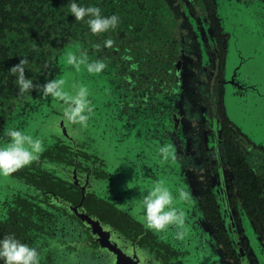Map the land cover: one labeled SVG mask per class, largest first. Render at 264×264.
<instances>
[{"label":"flooded vegetation","instance_id":"af4514ba","mask_svg":"<svg viewBox=\"0 0 264 264\" xmlns=\"http://www.w3.org/2000/svg\"><path fill=\"white\" fill-rule=\"evenodd\" d=\"M78 2L120 23L93 35L61 0L38 37L33 12L0 9V135L58 129L39 162L0 177V236L36 247L40 264H113L133 245L138 264H264V0ZM85 50L107 65L96 75L69 65L94 106L85 128L57 119V102L35 88L21 95L9 71L26 58V77L43 85L64 77L68 51ZM155 181L188 193L175 205L181 240L137 219Z\"/></svg>","mask_w":264,"mask_h":264},{"label":"clouds","instance_id":"9594fccd","mask_svg":"<svg viewBox=\"0 0 264 264\" xmlns=\"http://www.w3.org/2000/svg\"><path fill=\"white\" fill-rule=\"evenodd\" d=\"M67 8L75 22L83 20L93 35L115 30L120 23L117 14L104 15L99 7L85 6L78 0H69ZM113 43L111 38H106L102 46L111 48ZM93 48L99 50L101 45L94 44ZM66 63L77 72L83 66L89 75L100 74L107 67L105 60H90L86 50L78 55L68 51ZM27 64V59L21 58L19 63L9 70L16 77L15 83L19 93L23 95L35 88L42 96L50 97L57 102L61 112L57 119L80 128L87 127L88 121L94 114L87 85L75 82L66 87L63 76L46 80L43 85H35L33 79L25 75ZM57 131L55 120L48 124L42 135H33L16 127L4 128L0 135V177H10L18 170L39 162L42 153L46 150L45 141L51 143L49 137ZM4 137L6 140L3 139ZM156 152L161 159H166L171 154L168 145L157 147ZM43 167L48 165L44 164ZM187 199L188 193L183 188L178 187L174 194L164 182L155 181L148 189L140 192L134 210L139 213L137 219L146 229L155 234L171 233L174 239L181 240L185 235V213L175 205L177 200ZM172 229L175 231L172 232ZM0 264H40V255L36 247L17 238L14 233H7L0 236Z\"/></svg>","mask_w":264,"mask_h":264},{"label":"trees","instance_id":"16d2710c","mask_svg":"<svg viewBox=\"0 0 264 264\" xmlns=\"http://www.w3.org/2000/svg\"><path fill=\"white\" fill-rule=\"evenodd\" d=\"M61 4V0H0V9L3 10L7 5H12L11 11L13 15L20 16L21 19H26L24 7L27 10L33 12L35 16L42 21L43 24L38 26V37L40 36L41 27H47L48 29V5ZM53 13L54 9L52 10ZM6 38V36L4 37ZM47 43V42H46ZM46 43H38L37 47H45Z\"/></svg>","mask_w":264,"mask_h":264},{"label":"water","instance_id":"95a60500","mask_svg":"<svg viewBox=\"0 0 264 264\" xmlns=\"http://www.w3.org/2000/svg\"><path fill=\"white\" fill-rule=\"evenodd\" d=\"M200 218V216H199ZM118 247V245H117ZM115 252V257L113 259V264H138L139 260H140V254H143L140 250L136 249V246H131L130 249L127 250H120V249H116L114 250ZM205 253V251L202 250H196V251H191V254L194 255L193 258H197L199 259L200 257H202V255ZM207 254H209L208 252H206ZM214 255H215V250L213 248V260H214ZM103 256L108 257V255H104L102 254V259H105ZM189 259H191V257H188ZM192 258V259H193ZM109 259V258H107ZM215 259H216V255H215ZM193 261V260H192ZM103 264V263H101Z\"/></svg>","mask_w":264,"mask_h":264},{"label":"rangeland","instance_id":"374dc122","mask_svg":"<svg viewBox=\"0 0 264 264\" xmlns=\"http://www.w3.org/2000/svg\"><path fill=\"white\" fill-rule=\"evenodd\" d=\"M71 66V65H70ZM70 66H67V70L64 74V78L66 80V87L74 82L76 79V75L74 74V71L70 68ZM72 67V66H71ZM74 79V80H73ZM73 80V81H72ZM131 194V193H130ZM135 202V201H134Z\"/></svg>","mask_w":264,"mask_h":264}]
</instances>
